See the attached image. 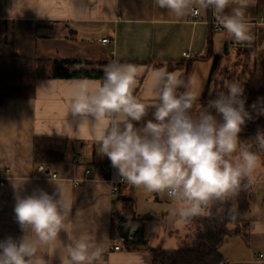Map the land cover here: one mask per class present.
I'll return each mask as SVG.
<instances>
[{
	"label": "crops",
	"instance_id": "crops-1",
	"mask_svg": "<svg viewBox=\"0 0 264 264\" xmlns=\"http://www.w3.org/2000/svg\"><path fill=\"white\" fill-rule=\"evenodd\" d=\"M230 12V8L225 10ZM253 40L237 43L222 28L214 29V14L201 10L197 16L177 20L153 0H0V40L13 42L15 50L29 58L92 60L93 68H102L105 61H136L140 72L134 94L145 104L156 102L153 88L154 72L164 68L183 78L184 63H193L187 80L189 89L198 97L204 95L211 76L215 57L219 68L237 53L238 46H264V0H254L246 10ZM73 29L75 31L70 32ZM213 30L211 54L207 46ZM102 38L110 42L103 44ZM188 56H184V53ZM209 55V56H208ZM205 57V58H204ZM101 78H54L43 76L36 83L32 98H12L0 101V174L9 177L0 190V240L22 235L15 221L14 206L17 192L28 195L34 189L49 194L59 188L71 211L67 233H60V241L87 234L104 249L99 264H152L148 251L129 248L122 237L113 235V224L122 210L119 196L131 198L137 216H163L151 242L166 249L178 248L188 239L196 223L177 218L169 221L170 211L177 207L166 193H150L143 188L119 183V194L111 193L110 177L118 178L108 158L99 155L87 126L78 129L80 118L69 112L74 90L81 84L95 87ZM213 82V81H212ZM214 87L211 83L210 89ZM70 123L73 128L69 129ZM39 137H61L69 140L65 160L48 165L66 179L43 177L34 159L35 140ZM261 159V158H259ZM92 169L88 180L75 185L70 178L84 177ZM7 169L9 171H7ZM251 208L248 227L229 237L220 252L228 264H264V162H257L253 172ZM164 228L172 236L158 234ZM234 228V227H233ZM232 228V229H233ZM57 242L52 256L45 251V259L60 264L62 244ZM121 244V249L112 246ZM170 247H167V245Z\"/></svg>",
	"mask_w": 264,
	"mask_h": 264
},
{
	"label": "clouds",
	"instance_id": "clouds-1",
	"mask_svg": "<svg viewBox=\"0 0 264 264\" xmlns=\"http://www.w3.org/2000/svg\"><path fill=\"white\" fill-rule=\"evenodd\" d=\"M254 0H153L177 20L211 10L227 35L237 43L251 42L246 10ZM230 8V12L226 9ZM103 79L95 87L79 85L69 112L80 118L78 129L87 126L121 182L150 193H166L177 204L169 221L227 213L235 219V207L226 205L253 182L258 153L264 152V129L248 140L241 133L248 121L264 116V98L246 107L247 97L238 82L226 85L197 114L198 97L179 73L161 68L154 72L156 102L145 104L134 94L140 72L131 63L110 60ZM184 91H180V89ZM151 111V119L145 117ZM69 129L73 128L70 123ZM71 209L62 191L49 194L34 189L15 196L14 214L22 235L0 240V264H51L49 257L67 233ZM60 264H99L104 249L87 234L60 241Z\"/></svg>",
	"mask_w": 264,
	"mask_h": 264
},
{
	"label": "trees",
	"instance_id": "trees-1",
	"mask_svg": "<svg viewBox=\"0 0 264 264\" xmlns=\"http://www.w3.org/2000/svg\"><path fill=\"white\" fill-rule=\"evenodd\" d=\"M209 55L213 46V30L207 38ZM241 48H254L252 46H238ZM208 55V56H209ZM257 55V54H256ZM205 58V57H204ZM260 54L256 56L255 65L252 70L246 71L235 79L229 76L226 79H218L219 58L215 57L211 76L202 98L197 99L193 105L195 114L196 103H200L202 109L207 107L209 101L215 99L220 92H226V85L230 82H238L245 90L247 97L246 107L264 98V60H259ZM201 59L197 57L184 63L185 72L183 79L187 80L191 74L193 63ZM109 61L102 64V68H93L92 60L81 59H45L29 58L19 54L12 41L0 40V101L12 98H32L35 96L36 83L39 78L49 76L54 78H82L96 77L103 79V67ZM122 63H138L136 61H121ZM213 81V82H212ZM211 83H214L212 91ZM184 91V89H180ZM151 111L145 120L151 119ZM264 129V116L248 121L241 133L242 140H248L255 135L257 129ZM69 147V140L61 137H39L35 140L34 159L38 164H58L65 160ZM264 162V152L258 153V159ZM251 184L242 188L238 194L228 202L226 207H235V219L227 213L222 216L213 207L212 216L195 217L191 221L196 223L189 238L176 249H166L154 246L153 241L157 230L165 222L163 216L145 214L137 216L134 210V201L128 197L119 196L122 201L123 216L117 215L113 224V235L125 238L123 244L129 248L138 247L146 250L151 256L152 264H223L225 259L220 252L221 246L229 237L236 236L248 227L247 215L251 208L252 200ZM234 224V228L229 225ZM131 238L129 239V236Z\"/></svg>",
	"mask_w": 264,
	"mask_h": 264
},
{
	"label": "rangeland",
	"instance_id": "rangeland-1",
	"mask_svg": "<svg viewBox=\"0 0 264 264\" xmlns=\"http://www.w3.org/2000/svg\"><path fill=\"white\" fill-rule=\"evenodd\" d=\"M256 54L257 55L260 54V58H259L260 61L264 60V46L258 44L254 46V48L238 49L237 53H235L233 57H231L230 59L225 61V63H223L222 67L219 69L217 73L218 79L219 80L226 79L229 76H234L236 79L240 76H246L243 74L246 73V71L252 70V68H254L255 60L257 56ZM200 110H202V107L200 103L197 102L195 114H197ZM257 162L261 163V159H258ZM229 227L233 228L234 224H230ZM164 228L165 227H162L158 232V234H162L166 236L167 239H170L172 234L169 231L164 233ZM166 245L167 247H170L168 246V244Z\"/></svg>",
	"mask_w": 264,
	"mask_h": 264
},
{
	"label": "built area",
	"instance_id": "built-area-1",
	"mask_svg": "<svg viewBox=\"0 0 264 264\" xmlns=\"http://www.w3.org/2000/svg\"><path fill=\"white\" fill-rule=\"evenodd\" d=\"M213 26H214V29L219 31L221 30L223 27L221 25L218 24V22L216 21L215 19V16H214V22H213ZM101 42L103 44H107L110 42V39L109 38H102L101 39ZM184 56H188V54L185 52L184 53ZM106 166H110V161L108 160V163L106 164ZM50 167L46 164H38L37 166V170L42 173V174H46L45 176L43 177H48L50 179H66V178H63L62 176H60L58 173L56 172H50ZM49 170V171H48ZM7 171H9L7 169ZM92 173V169L90 168H87L85 170V176L84 177H76V178H70L68 180H71L75 185H81L83 182L87 181L88 180V175ZM9 177L7 175H2L0 174V190L3 189L6 184H7V181H8ZM107 181L111 184V193L114 197L118 196L119 194V188H118V184L119 183H122L120 181L119 178H114V177H110L109 179H107ZM131 238V235L129 236V239ZM125 241V238H121V242H124ZM112 249L113 250H118V249H121V244H115L112 246ZM259 257L262 258L264 257V255L261 253L259 254ZM228 260L224 261L223 264H228Z\"/></svg>",
	"mask_w": 264,
	"mask_h": 264
},
{
	"label": "water",
	"instance_id": "water-1",
	"mask_svg": "<svg viewBox=\"0 0 264 264\" xmlns=\"http://www.w3.org/2000/svg\"><path fill=\"white\" fill-rule=\"evenodd\" d=\"M69 31H70V32H73V31H75V30H73V29H71V28H70V30H69ZM48 171H49V170H48ZM121 216H123V215L121 214Z\"/></svg>",
	"mask_w": 264,
	"mask_h": 264
}]
</instances>
